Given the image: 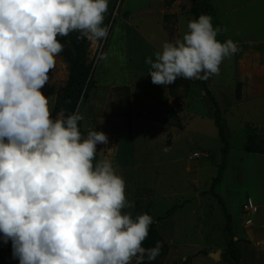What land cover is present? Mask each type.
<instances>
[{"label":"rangeland","instance_id":"rangeland-1","mask_svg":"<svg viewBox=\"0 0 264 264\" xmlns=\"http://www.w3.org/2000/svg\"><path fill=\"white\" fill-rule=\"evenodd\" d=\"M170 8L165 0H108L104 19L107 38L90 41L88 49L92 86L88 97L78 105V113L83 117L82 135L96 130L108 137L107 145H97L94 163L111 159L124 178L126 198L135 207L123 211L133 216L148 213L154 218L155 228L169 244L164 264H230L222 258L229 239L224 210L208 192L220 162L221 142L201 80H191L184 97L174 99L169 96L168 85H155L147 75L150 65L145 59H154V52L165 40L176 39ZM229 10L232 8L224 7L220 15L216 11L220 28L226 29L217 34V40L231 39L247 46L250 38L244 40L246 36L261 42L264 31L260 28L244 31L227 24L237 13L254 21L249 10L224 14ZM160 18L168 37L159 26ZM260 18L256 17V22L260 20L263 26ZM187 21L180 27L181 36ZM236 60L235 55L225 59L219 74L207 79L229 127V153L216 192L231 215L234 239L243 251V264H264V247L259 251L260 259L253 261L251 255L260 249L255 244L264 243V71L254 72L253 83L247 85L238 76ZM67 78L68 65L59 53L55 68L49 72V82L41 89L53 118L57 115V89ZM120 85L130 86V107L124 92L112 90ZM162 101L166 102L164 108L170 106L180 116L181 129L161 110L158 116L163 121L152 122L139 115L148 105ZM130 108L128 126L122 113ZM248 198L254 204L251 213L243 211ZM214 252L217 257L210 254ZM0 264H19L12 256L11 241L4 243L2 234Z\"/></svg>","mask_w":264,"mask_h":264},{"label":"clouds","instance_id":"clouds-1","mask_svg":"<svg viewBox=\"0 0 264 264\" xmlns=\"http://www.w3.org/2000/svg\"><path fill=\"white\" fill-rule=\"evenodd\" d=\"M107 10L108 0H0V234L19 264H150L163 246L143 247L154 218L123 211L135 207L124 178L111 159L94 163L106 134L82 135L78 112L53 118L41 91L63 50L58 37L106 39ZM221 31L206 14L188 20L145 59L151 82L218 75L237 51L216 39Z\"/></svg>","mask_w":264,"mask_h":264},{"label":"trees","instance_id":"trees-1","mask_svg":"<svg viewBox=\"0 0 264 264\" xmlns=\"http://www.w3.org/2000/svg\"><path fill=\"white\" fill-rule=\"evenodd\" d=\"M167 5H170L175 0H165ZM191 7L190 13L193 18H197L201 14L208 16L214 14V9L210 5L208 0H190ZM166 16V15H165ZM211 23L214 28L219 27L216 19L212 18ZM217 39V37H216ZM58 40L63 45V50L60 52L63 59L68 65V78L63 85H61L56 92L54 113L57 114L63 110L64 115H68L73 112H78L79 103L88 97V92L92 86V65L88 61V49L90 47V40L81 36L78 32H71L64 37H58ZM191 80L183 78H177L176 82L168 85L169 94L174 99H181L184 97L185 92L191 85ZM202 88L207 100L209 101L212 111L211 118L217 129V134L221 142L220 147V162L218 163L217 172L213 177L208 192H210L218 202L222 205L225 215V230L229 237L226 248L222 253V258L228 261L230 264H240L241 249L237 246V241L234 239L233 226L231 222V215L227 212V209L216 192V187L222 181L224 170L227 163V155L229 153V127L225 117L222 114L218 101L211 94L209 87L207 86V79L201 80ZM115 91L125 93V101L127 106H130V88L128 86H118L114 88ZM163 103H158L149 107L140 116L147 120H158L159 111L162 108ZM170 122L178 127L182 128L180 116L176 113L175 109L169 107L165 110ZM128 126L131 125V117L129 109L124 113ZM163 121V119H159ZM82 121L78 122V127L83 134ZM156 241L162 242V248L159 255L150 264H164L163 260L169 251V244L162 238L154 224L150 225L147 239L143 242V247L151 248L155 246Z\"/></svg>","mask_w":264,"mask_h":264},{"label":"crops","instance_id":"crops-1","mask_svg":"<svg viewBox=\"0 0 264 264\" xmlns=\"http://www.w3.org/2000/svg\"><path fill=\"white\" fill-rule=\"evenodd\" d=\"M208 1H209L210 5L212 6V8L216 9V11L219 15H220V13L222 14V11H224V7H228V8H232V10L226 11V12H224V14L232 15V13H235L238 10H243L244 13H248V10H249V15L254 16V21L250 22V20L246 18V15H243L242 13H237L235 16H233V18L228 19V22H227L228 25L231 24V25L236 26V27L238 26L239 29H243L244 31H246V28L249 29V27L252 28L253 31L258 30V28H260L262 31H264V0H208ZM168 6L171 7L169 13L173 14V16H174L175 30H176L175 31V38H177V37L181 36L180 27H181L182 23H184L183 21L190 19L191 3H190V0L189 1H187V0H175L173 3H171ZM111 8H112V5L110 6V10H111ZM216 11L214 10V14L210 15L211 19L214 18L217 20ZM147 14H148V12H147ZM191 16H192V14H191ZM256 17H261L260 18L262 20L261 24H263V26L260 25V23H259L260 20H258V22H256ZM221 20H222V18H221ZM158 23H159L161 30L165 34V36L168 37V34H167L166 30L164 29V26L162 24L161 18H160V21ZM250 23H253V24L250 25ZM223 25H224V22H223ZM248 38H250V41H248L246 43L247 46H244V44H241V42H239V41L235 43L237 45V51L234 54L237 57V60L235 62V67H236L237 73L239 74L238 76L239 77L241 76L240 80L246 81L247 85L249 83H253L252 81L254 80V78H253L254 72H257V71L263 72L264 71V36L262 37L261 42L256 41V39H254L253 37L252 38L246 37V36L243 37L244 40L248 39ZM249 59H250V61H249ZM248 62L250 65L248 64ZM246 66H251L252 68H249L247 70L245 68ZM128 84L130 85V83H128ZM129 85H120V86H128L130 88ZM116 87H118V86H116ZM116 87H114V88H116ZM114 88L112 90H115ZM116 92L122 93L120 91L119 92L116 91ZM168 92H169V88H168ZM169 96H170V94H169ZM161 103H163L161 111H163L165 113L164 109L166 110L170 106L164 108L166 105V102L162 101ZM154 105H156V104H154ZM154 105H151V106H154ZM151 106L148 105L147 107H145L139 113V115L144 113ZM126 112H127V110H126ZM129 112H130V117H132L131 108H130ZM124 113L125 112H123L122 114L124 115ZM159 119H163V117L162 116L159 117L158 120H156V121H160ZM151 121L155 122L153 120H151ZM255 246L257 248H260V249H257L256 253L251 254L253 256V261H255L256 258L257 259L261 258L259 251L264 247V243H262V244L257 243V244H255ZM241 252H242V255H241V259H240V264H243V251L241 250Z\"/></svg>","mask_w":264,"mask_h":264},{"label":"built area","instance_id":"built-area-1","mask_svg":"<svg viewBox=\"0 0 264 264\" xmlns=\"http://www.w3.org/2000/svg\"><path fill=\"white\" fill-rule=\"evenodd\" d=\"M253 209H254L253 200L251 198H248L243 205V211L251 213L252 211H254Z\"/></svg>","mask_w":264,"mask_h":264},{"label":"water","instance_id":"water-1","mask_svg":"<svg viewBox=\"0 0 264 264\" xmlns=\"http://www.w3.org/2000/svg\"><path fill=\"white\" fill-rule=\"evenodd\" d=\"M213 257H217L218 256V253H210Z\"/></svg>","mask_w":264,"mask_h":264}]
</instances>
